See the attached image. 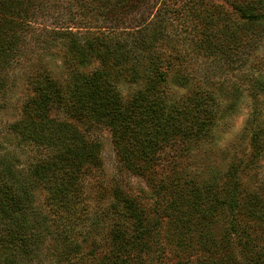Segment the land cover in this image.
<instances>
[{"label": "trees", "instance_id": "16d2710c", "mask_svg": "<svg viewBox=\"0 0 264 264\" xmlns=\"http://www.w3.org/2000/svg\"><path fill=\"white\" fill-rule=\"evenodd\" d=\"M224 3L0 0V116L20 76L30 89L16 120L0 118V264H264V178L244 185L240 175L255 161L235 158L222 181L215 169L175 172L245 94L249 155L264 152V74L251 59L264 0ZM120 80L139 85L127 100ZM168 84L189 93L175 97ZM101 128L147 191L113 185L94 220L107 223L106 245L83 251L76 228L87 215L77 205L103 175ZM27 143L46 153L24 163ZM159 167L166 173L156 176ZM162 223L174 230L167 244L153 236Z\"/></svg>", "mask_w": 264, "mask_h": 264}, {"label": "rangeland", "instance_id": "374dc122", "mask_svg": "<svg viewBox=\"0 0 264 264\" xmlns=\"http://www.w3.org/2000/svg\"><path fill=\"white\" fill-rule=\"evenodd\" d=\"M206 1L226 5L224 0ZM74 10L75 9H73V11ZM78 12L76 11L77 14H79ZM46 24L51 25L49 20ZM39 26H41V24ZM251 53L252 61L256 64H260V69L264 74V37L261 43L258 42L254 50L252 48ZM35 57L36 55H33L30 58V64L36 61L37 58ZM45 59H48L47 55ZM53 59L54 65L60 66V61L57 56L53 57ZM92 67L93 66L87 71H90ZM94 67H96V64ZM138 87L139 85L129 83L125 80H120L117 84V88L124 100H127V98L133 94ZM168 87L169 92L173 93L175 97L185 96L189 93L187 88L175 84H168L167 88ZM13 90L15 93L11 95L9 101V103H11V108L8 107L5 113L0 116L2 124L12 122L19 117V103L21 104L23 99L27 96V93L30 92V89L26 84V77L20 76V79L16 82V86ZM258 97L262 107L261 109L264 113V93L260 94ZM250 113L251 100L249 99V96L245 94L234 108V111H230L229 115L225 117L219 125L217 124L215 126L214 132L207 139H204L203 142L191 143V146L193 147L189 156L185 157V155L184 157H181L183 160H180L175 172H177L179 176H190L192 174L205 178L210 169H215V172L217 171L221 175L222 172L224 173L227 171L228 167L232 164L231 162L235 158L238 159L242 157L245 162L250 160L255 161V163H249L248 167L243 168L240 172V175L242 174L244 185L249 184L251 180L253 181L255 178H264V152L257 159L251 158L249 155L252 150V145L246 122ZM95 133L102 145L101 156L103 161V175L100 177L94 176L93 179L88 180L77 205L82 211H84V214L88 216H84L83 221L80 223L82 226L79 225L76 228V230L80 232V234L76 236L77 239H79V242L84 241L81 249L83 251L90 247V242L92 243V241L98 242L99 248H104L106 245V232L100 233L102 231L100 226L102 224L106 226L107 223L102 220H96L97 223L100 224L98 226L95 225L96 221L94 222V220L98 217L99 211H101L108 202L113 185L122 184V186H125L126 191L132 195L139 194V192L141 193L142 189L147 191L146 183L142 176L133 174L132 171L127 170L124 167L122 168L118 163V159L113 150L110 132L105 128H101L97 129ZM12 143L16 146L24 145V143L19 141L16 137L13 139ZM25 145L27 146L25 147L26 150L23 152V162L25 159H33L35 161L46 153L42 152L44 151L43 149L37 150L34 147L29 146L28 143ZM168 153H170V149L165 151V154ZM187 158H189L188 161L185 160ZM164 168H157V171L155 172L156 176L158 173H166ZM224 179H228V177L224 178L223 175L217 177L218 181ZM213 195L214 197H223V194L221 192L216 193L215 189L211 192V196ZM140 196H142V194H140ZM99 227L100 230L95 233ZM157 229L159 231L154 232L153 236L154 238H158L162 244L170 243L173 240L170 238V235L173 234L174 230L169 229L166 223H162ZM216 253L220 254V249L217 250ZM92 261L93 260H81L80 263L95 264L92 263Z\"/></svg>", "mask_w": 264, "mask_h": 264}]
</instances>
